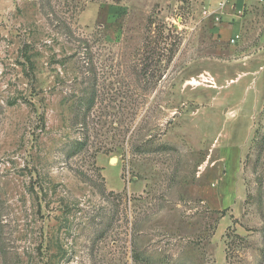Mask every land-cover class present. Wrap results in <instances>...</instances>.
<instances>
[{"label": "rangeland", "instance_id": "rangeland-1", "mask_svg": "<svg viewBox=\"0 0 264 264\" xmlns=\"http://www.w3.org/2000/svg\"><path fill=\"white\" fill-rule=\"evenodd\" d=\"M208 2L0 0V264H264V2Z\"/></svg>", "mask_w": 264, "mask_h": 264}, {"label": "built area", "instance_id": "built-area-1", "mask_svg": "<svg viewBox=\"0 0 264 264\" xmlns=\"http://www.w3.org/2000/svg\"><path fill=\"white\" fill-rule=\"evenodd\" d=\"M264 2V0H259ZM215 4V6H212ZM233 5V6H232ZM228 6L237 9V5L232 3V0H209L207 5H204L203 13L204 16H213L216 22H220L226 13ZM238 11H240L238 9ZM240 39L239 34H235L230 38L232 44H235Z\"/></svg>", "mask_w": 264, "mask_h": 264}, {"label": "crops", "instance_id": "crops-1", "mask_svg": "<svg viewBox=\"0 0 264 264\" xmlns=\"http://www.w3.org/2000/svg\"><path fill=\"white\" fill-rule=\"evenodd\" d=\"M233 4L237 5V9H243L246 6L247 0H232ZM233 6V5H232ZM233 10H236L235 8L231 7ZM231 10V9H230ZM231 13H225L224 16H231ZM235 16V14H233ZM236 17H238V15H236ZM235 29H237V27H235Z\"/></svg>", "mask_w": 264, "mask_h": 264}, {"label": "bare ground", "instance_id": "bare-ground-1", "mask_svg": "<svg viewBox=\"0 0 264 264\" xmlns=\"http://www.w3.org/2000/svg\"><path fill=\"white\" fill-rule=\"evenodd\" d=\"M194 83H196V84L198 83L196 79H194ZM112 162H116V158H113Z\"/></svg>", "mask_w": 264, "mask_h": 264}, {"label": "trees", "instance_id": "trees-1", "mask_svg": "<svg viewBox=\"0 0 264 264\" xmlns=\"http://www.w3.org/2000/svg\"><path fill=\"white\" fill-rule=\"evenodd\" d=\"M91 101H93V100H91ZM91 101H90V103H91Z\"/></svg>", "mask_w": 264, "mask_h": 264}]
</instances>
